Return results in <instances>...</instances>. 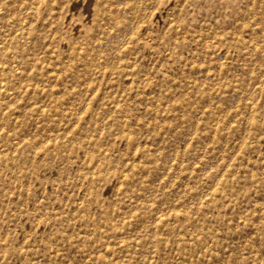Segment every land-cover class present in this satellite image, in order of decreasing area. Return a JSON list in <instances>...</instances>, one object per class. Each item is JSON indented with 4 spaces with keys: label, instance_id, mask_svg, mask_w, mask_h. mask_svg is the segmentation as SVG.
<instances>
[{
    "label": "rangeland",
    "instance_id": "rangeland-1",
    "mask_svg": "<svg viewBox=\"0 0 264 264\" xmlns=\"http://www.w3.org/2000/svg\"><path fill=\"white\" fill-rule=\"evenodd\" d=\"M0 264H264V0H0Z\"/></svg>",
    "mask_w": 264,
    "mask_h": 264
}]
</instances>
